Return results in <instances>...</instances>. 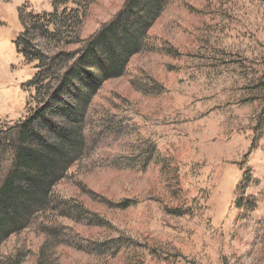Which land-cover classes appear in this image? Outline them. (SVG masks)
I'll use <instances>...</instances> for the list:
<instances>
[{
    "label": "rangeland",
    "instance_id": "rangeland-1",
    "mask_svg": "<svg viewBox=\"0 0 264 264\" xmlns=\"http://www.w3.org/2000/svg\"><path fill=\"white\" fill-rule=\"evenodd\" d=\"M55 1L0 0V128L46 97L15 40L21 10L44 15ZM126 1L57 0L79 13L69 69ZM97 67L60 96L88 95L75 98L81 152L57 176L53 203L0 242V264H264V0H163L121 72L91 90Z\"/></svg>",
    "mask_w": 264,
    "mask_h": 264
},
{
    "label": "trees",
    "instance_id": "trees-1",
    "mask_svg": "<svg viewBox=\"0 0 264 264\" xmlns=\"http://www.w3.org/2000/svg\"><path fill=\"white\" fill-rule=\"evenodd\" d=\"M57 4L56 0L55 10L44 15L20 12L23 31L17 36L15 45L28 61L37 63L39 71L31 85L38 95L46 97L42 99V106L33 110L29 117L0 128V242L11 233L28 228L43 213L41 210L54 199L51 190L57 176L81 152L80 136L76 132V139L71 138L73 130L79 132V127L75 126L79 117L75 101L84 99L86 102L88 95L65 102H61L60 96L70 95L74 86L69 84L94 63L95 67L99 66L95 80L84 81L89 89L92 90L105 75H118L162 8L163 0H127L123 9L79 50L81 56L70 69L67 63L75 53H67L64 48L79 42L78 37L69 32L72 27L69 21H80L79 13L74 7L64 6L60 10ZM142 6H147L143 17H136L135 12ZM38 36L56 43L57 49L44 48ZM59 114L67 118L63 125L52 121ZM69 122L73 123L71 127ZM52 134L56 139L50 141ZM251 179L246 171L243 183ZM244 201L239 198L237 205L241 208L250 205L253 209L256 206L254 202ZM56 203L67 209L71 207L70 201Z\"/></svg>",
    "mask_w": 264,
    "mask_h": 264
}]
</instances>
